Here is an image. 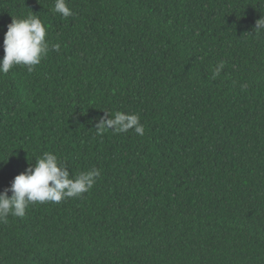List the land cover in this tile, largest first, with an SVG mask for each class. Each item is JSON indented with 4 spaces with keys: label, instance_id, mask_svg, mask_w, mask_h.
Wrapping results in <instances>:
<instances>
[{
    "label": "trees",
    "instance_id": "trees-1",
    "mask_svg": "<svg viewBox=\"0 0 264 264\" xmlns=\"http://www.w3.org/2000/svg\"><path fill=\"white\" fill-rule=\"evenodd\" d=\"M67 2L0 0V59L13 17L60 45L0 74V191L44 152L101 175L0 222V264H264V0Z\"/></svg>",
    "mask_w": 264,
    "mask_h": 264
},
{
    "label": "clouds",
    "instance_id": "clouds-1",
    "mask_svg": "<svg viewBox=\"0 0 264 264\" xmlns=\"http://www.w3.org/2000/svg\"><path fill=\"white\" fill-rule=\"evenodd\" d=\"M52 11L64 18L73 15L67 0H55ZM254 31L257 36L264 33V16L256 21ZM47 34V26L38 16L13 17L5 33V55L0 59V74H7L16 65H23L31 72L47 57L50 50L59 51L60 45L50 44ZM223 67L221 62L214 69L213 75L218 76ZM96 128L99 135L109 129L116 133L133 130L140 136L145 132L138 114L123 111H105V116L101 117ZM100 175V170L95 168L70 173L67 163L57 154L44 152L34 165L30 164L24 172L15 176L9 187L0 191V222H7L10 215L24 217L32 204L60 203L89 192Z\"/></svg>",
    "mask_w": 264,
    "mask_h": 264
}]
</instances>
